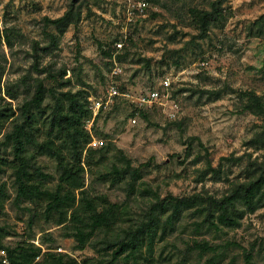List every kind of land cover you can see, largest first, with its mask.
I'll list each match as a JSON object with an SVG mask.
<instances>
[{
  "label": "rangeland",
  "instance_id": "374dc122",
  "mask_svg": "<svg viewBox=\"0 0 264 264\" xmlns=\"http://www.w3.org/2000/svg\"><path fill=\"white\" fill-rule=\"evenodd\" d=\"M212 1L152 0L146 16L137 18L129 26L131 41L118 58L123 70L118 82L124 96L118 97L111 109L98 116L91 131L94 138L102 141L95 148L101 151L89 161L84 160L90 196H107L125 210L115 235L123 236L124 229L144 218L145 210L155 200L153 193L161 198L170 194L221 198L232 182L244 178L249 155L252 160L264 155V149L246 146L264 123L243 111L245 99L242 98L246 92L264 96V39L253 38L249 33L253 22L264 14V0H230L224 7L227 19L224 28H213L207 38L200 39L191 25L189 8H210ZM71 2L0 0V29H12L14 42L12 49L0 44L2 86L10 88L16 96L12 100L4 91L0 95V107L11 102L17 112L16 119L21 117L25 102L34 92L36 78L45 79L48 88L59 92H82L87 106L89 98L106 95L112 67L110 57L115 52L113 42L123 36L124 0H84L80 24L60 38L58 47L50 55H42L41 67H50L57 75L66 69L64 80H71L70 86L62 88L61 79L55 82L32 69L33 42L41 46L49 44L43 18L61 17ZM49 30L55 32L54 28ZM106 52L110 56H105ZM203 62L207 65L202 66ZM165 76L173 82L166 106L139 108L137 98L161 88ZM182 89L188 91L179 93ZM215 92H221V97L212 101L211 93ZM52 106L48 96L42 110H34L38 116L45 110L40 123ZM141 111L146 112V117ZM171 112L176 116L172 118ZM133 118L136 124L131 122ZM11 131L9 122L4 126L0 142ZM121 153L131 162L129 173L137 169L142 176L133 194L128 187L129 173H124L121 183L116 185L111 181L112 175L104 179L113 171V166L125 167ZM231 156H245L244 164H225L220 178L214 173L205 175L208 162L218 168L221 158ZM0 157L4 160L0 165V184H5L10 196L4 207H0V227L10 234L4 244L16 247L19 243L31 242L43 251L51 248L52 252L65 254L79 264H105L110 253L102 251V233H97L84 250H79L75 239L67 237V230L46 223L44 206L15 201L12 147L3 145ZM37 164L52 176L46 185L54 188L59 178L56 161L39 156ZM203 218L189 210L166 234L160 228L153 253L145 246L138 258L140 264H181L184 258L187 264H206L212 254L201 257L198 250L189 253L194 242H208L218 247V253L224 252L218 264H264V209L246 215L238 229L204 226L201 225ZM248 255H251L250 262H247ZM42 258L36 264H41ZM117 264L136 263L134 258L124 257Z\"/></svg>",
  "mask_w": 264,
  "mask_h": 264
},
{
  "label": "trees",
  "instance_id": "16d2710c",
  "mask_svg": "<svg viewBox=\"0 0 264 264\" xmlns=\"http://www.w3.org/2000/svg\"><path fill=\"white\" fill-rule=\"evenodd\" d=\"M229 2L230 0H213L210 8L197 6L189 8L191 25L198 32L200 39L207 38L213 28H224L227 20L224 7ZM83 7L84 0H72L68 10L61 17L56 19L44 17L43 30L49 39V44L46 46H41L39 42L32 44L33 71L38 75L46 74L48 79L55 82L61 79L62 83L59 82V85L62 88L71 85V80H64L67 70H61L60 75L53 74L50 67H41L40 59L42 55H50L58 47L60 38L71 27L80 24ZM50 28H54L55 32H51ZM11 32L10 28L0 29V44L4 43L10 49L14 47ZM249 33L253 38L264 39V14L253 22ZM130 41L129 38L128 42ZM104 55L110 56V53L106 52ZM2 78L3 71H0V95L5 91L10 99L15 100L16 96L12 90L3 88ZM186 91L188 90L182 89L179 93ZM48 96L51 97L53 106L40 123L42 115L46 114L45 110L43 109L40 116L34 110L41 111ZM211 96L212 101L219 100L221 92L211 93ZM242 98L245 99L243 111L262 119L264 123V96L246 92L242 94ZM141 114L143 117L147 115L145 111H141ZM16 115L17 112L12 108L11 102L5 107H0V136L5 124L12 123V131L4 135L3 142H0V150L3 145H10L13 149L12 169L17 186L15 201L44 206L46 223L67 230V237L75 239L79 250H84L97 233H102L104 235L101 242L102 251L110 253L105 264H117L124 257H132L136 264H140L138 258L142 249L146 246L147 251L153 253L160 228L162 234H166V230L174 228L185 211L194 210L196 214L202 215L204 218L201 225L217 229L220 227L238 229L246 215L264 209V155L254 160L249 155L244 178L232 182L227 194L221 198L201 194L189 197L170 194L161 198L153 193L155 200L145 210L144 218L124 229L123 236L115 235V229L125 213L124 208L118 203H112L107 196L91 197L86 186L84 160L89 161L101 150L89 148L92 135L86 129V124L92 119L93 114L84 102L82 92H59L55 88H48L45 79L36 78L34 92L30 100L25 102L21 117L16 119ZM134 116L135 114L132 115ZM97 119L98 117L95 122ZM246 146L258 150L264 149V124L261 131L249 140ZM121 154L125 167L121 169L113 166V171L104 176V179H108L112 175L111 181L114 185L121 183L124 173H129L132 166L130 160L124 157L123 153ZM39 156L48 157L57 163L59 178L54 188L46 185V181L51 180L52 176L46 174L37 164ZM245 158V156L223 157L218 168H213L211 162H208L205 175L214 173L215 177L220 178L227 164L243 165ZM3 162V158L0 157V165ZM129 174L128 187L133 194L142 176L137 169ZM9 198L5 184H0V207H4ZM32 226L33 219L30 220V227ZM9 235L0 227V249L7 251L12 264H36L41 257H43L41 264H79L65 254L52 252L51 248L43 251L41 246L31 242L19 243L16 247L6 246L4 241ZM195 250L199 251L201 257L212 254L206 264H218L224 254V252L218 253V247L208 242H194V245L190 246L189 253ZM250 261L251 255H248L247 262ZM181 264H187L186 258Z\"/></svg>",
  "mask_w": 264,
  "mask_h": 264
},
{
  "label": "built area",
  "instance_id": "2783aa9c",
  "mask_svg": "<svg viewBox=\"0 0 264 264\" xmlns=\"http://www.w3.org/2000/svg\"><path fill=\"white\" fill-rule=\"evenodd\" d=\"M126 4L125 10V22L122 24V37L114 43V50L111 54L110 61L112 63L108 86L106 89V95L104 98H89V109L92 111L93 117L86 124V129L92 135V127L96 118L102 113L109 109H111L115 100L118 97L124 96L121 93L120 85L118 79L121 77L123 70L119 64L118 58L119 54L125 49L127 42L129 41L128 37V29L129 26L135 22L137 18H142L146 16V13L149 9V2L146 0H124ZM202 66H206L207 63L203 62ZM173 82L169 76H165L160 84L159 89H153L148 91L147 93L141 94L137 100L136 104L141 109H152L155 106H163L165 107L169 98H170V90L172 88ZM126 98H129V95H125ZM173 110V109H171ZM171 117H175L176 115L171 112ZM133 124L137 123L136 118L131 120ZM102 145L101 140H97L92 135V141L89 144V148H97ZM0 264H12L9 259L8 253L5 249H0Z\"/></svg>",
  "mask_w": 264,
  "mask_h": 264
}]
</instances>
